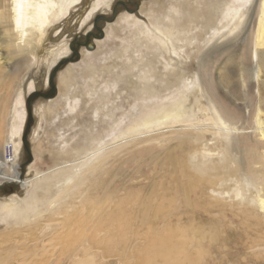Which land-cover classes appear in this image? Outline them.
<instances>
[{
	"label": "rangeland",
	"instance_id": "1",
	"mask_svg": "<svg viewBox=\"0 0 264 264\" xmlns=\"http://www.w3.org/2000/svg\"><path fill=\"white\" fill-rule=\"evenodd\" d=\"M217 1L112 0L110 8L103 7L96 12L89 25L84 24V18L95 0H83L67 17L48 28L41 41L34 35L36 41L29 52H21L24 46H17L16 35L11 31L5 33L3 29L0 32V178L19 174L23 183L0 186V197L3 200L12 195L22 198L26 191L24 181L33 178L36 171L58 169L78 159L66 156L63 148L85 146L87 136L102 133L101 121H109L103 115L111 109L115 121L138 112L142 100L135 91L142 85L141 78L151 73L157 77L166 74L171 79L175 75H186L190 82L199 73L212 100L230 112V121L244 130L236 135L243 145L231 149L239 157L238 161L233 171L220 176L200 175L183 161V151L196 149V145L191 147L184 143L181 148H175L174 157L156 146L151 153L140 148L136 154L130 152L121 156L115 168L122 180L137 176L144 180L129 202L135 200L148 205L138 210L134 220V229L141 239L137 258L141 264H264V211L257 205H249L254 190L242 185L249 198L242 203L235 199L218 202L204 191V187L207 190L221 187L224 179H241L242 166L249 162L243 167L246 173L255 170L264 175V146L255 149L258 152L254 150L255 153L253 144H249L255 138L257 84L244 82L233 61L229 62L237 56L239 63H246V49L233 45L235 35L209 39L207 13ZM156 19L173 34L172 44L165 46L145 36L144 32L154 30ZM173 45L178 56L171 52ZM226 47L230 50H223ZM204 59L206 66L201 71ZM61 62L65 63L55 77L57 93L54 94L49 79ZM151 82H155V78ZM31 83L46 97L31 100L32 115L34 110L39 112L37 119L33 118V127L38 120V125L42 122L29 143L38 161L34 171L29 172L27 167L22 175L20 167L28 160L26 151L22 149L14 155L8 146L2 154V148L10 132L11 103L17 92L27 95ZM107 83L116 85L105 89ZM198 95V90L192 89L187 105H194V96ZM104 97L106 100L102 99ZM66 98L81 101L74 114L65 113ZM199 98L206 105L207 100ZM259 107L264 119V103L259 102ZM95 109L101 113L98 118ZM28 124L29 115L26 131ZM107 140L111 146L116 143L110 137ZM170 144L172 147L177 142ZM262 181L264 178L260 181L263 184ZM231 185L234 181L223 188ZM161 193L166 195L164 201L157 199Z\"/></svg>",
	"mask_w": 264,
	"mask_h": 264
},
{
	"label": "bare ground",
	"instance_id": "2",
	"mask_svg": "<svg viewBox=\"0 0 264 264\" xmlns=\"http://www.w3.org/2000/svg\"><path fill=\"white\" fill-rule=\"evenodd\" d=\"M82 1L0 0V32L3 29L5 33L11 31L19 41L17 46H24L21 52H29L36 41L34 35L37 34V40L41 41L48 28L67 17ZM111 1L95 0L84 18V24L90 25L94 14L103 7L109 9ZM215 3L207 13L209 39L235 35L233 45L246 49V63H239L237 56L229 59V62L232 64L233 61L244 82L257 84L259 101L254 118L255 138L249 143L253 144L254 151L264 146L263 111L259 107V102L264 103V0H218ZM163 27L162 21L156 19L154 30L144 34L150 40L168 46L173 42V34ZM223 50L229 51L230 48ZM171 52L179 55L174 45L171 46ZM32 57L36 60L35 55ZM205 66L206 59L202 60L198 68L202 71ZM201 76L196 73L190 82L186 75H175L171 79L166 74L157 77L151 73L141 78L142 85L135 91L142 100L138 112L115 121L112 109L106 111L103 117L109 121H101L102 133L99 131L97 135L87 136L85 146L70 150L63 148L66 156L78 159L58 169L36 171L33 178L24 181L26 191L22 198L12 195L3 200L0 197V227H4L0 229V264H141L137 258L141 239L134 229V220L138 210L148 205L135 200L129 202V199L134 192L136 195V187L142 185L144 180L140 176L122 180L115 168L116 161L126 153L136 154L140 148L151 153L154 146L174 157L175 148H181L185 143L197 147L183 151V161L190 168L200 175L211 173L224 176L234 170V164L239 158L231 149L243 145L236 135L244 130L230 121V112L212 100L209 88L203 87ZM154 78L155 82H151ZM115 85L107 83L105 89ZM195 88L207 100L206 105L200 102L199 95L194 96V105H187L190 102L189 92ZM36 91V85L31 83L27 95L22 91L16 93L9 111L10 132L3 144L2 154L8 146L14 155L22 149L26 151L23 137L29 115L27 99ZM249 97L251 99V95ZM102 99L106 100L105 97ZM80 103L79 99L66 98L65 113L74 114ZM94 114L98 118L101 113L95 109ZM38 115V110H34V120ZM38 122H35L34 127L32 122L28 144L42 126V122L39 125ZM108 137L116 141L113 147ZM173 141L177 145L169 147ZM32 155L33 162L24 170L22 163V175L27 167L29 172L36 168L38 159L35 153ZM152 156L156 157L154 154ZM12 159L15 164L16 157ZM247 159L244 160L247 162ZM244 165H241L242 170L239 171L240 181L224 179L221 187L208 190L204 187V191L218 202L235 199L242 203L249 199L242 188L245 185L254 190L249 205H257L264 211V183L260 182L264 178L263 172L254 170L246 173ZM250 165L253 166V163ZM232 181L234 185L223 188ZM12 183H23V179L19 174L0 178L1 187ZM165 197L161 193L157 199L164 201Z\"/></svg>",
	"mask_w": 264,
	"mask_h": 264
},
{
	"label": "water",
	"instance_id": "3",
	"mask_svg": "<svg viewBox=\"0 0 264 264\" xmlns=\"http://www.w3.org/2000/svg\"><path fill=\"white\" fill-rule=\"evenodd\" d=\"M64 63L65 62H61L55 67V70L53 71V73L51 74L50 79H49V84L53 88L54 94L57 93V88L55 87L54 80H55V77L57 76V72H58L59 68ZM39 96L46 97V96L41 95V93H39L37 91V92L32 93L27 99V110H28V113H29V124H28V128H27V131H26L23 139L25 141V150H26L27 155H28V160L26 161L25 164L22 165V169L23 170L25 169V167L27 165H29V164H31L33 162V155H32L31 149L29 147V144L27 143V138H28V136H29V134L31 132V128H32L31 124L33 122V115H32V110H31V100L33 99V97H39Z\"/></svg>",
	"mask_w": 264,
	"mask_h": 264
}]
</instances>
